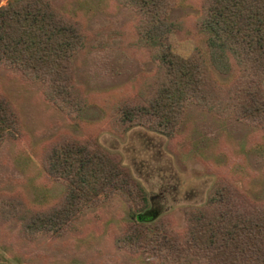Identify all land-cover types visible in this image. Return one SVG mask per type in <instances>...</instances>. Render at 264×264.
<instances>
[{
	"label": "trees",
	"instance_id": "1",
	"mask_svg": "<svg viewBox=\"0 0 264 264\" xmlns=\"http://www.w3.org/2000/svg\"><path fill=\"white\" fill-rule=\"evenodd\" d=\"M110 1L135 15L126 36L155 64L133 97L101 100L117 131L140 127L174 140L193 105L264 134V0H199L194 33L203 38L206 54L197 46L187 54L176 49L179 26L169 16L179 0ZM83 25L51 0H7L0 6V69L41 85L43 99L74 125L83 123L92 106L105 111L93 101L98 94L86 95L75 82L73 61L88 41ZM20 135L18 113L0 94V147ZM42 165L64 187L58 200L31 208L18 196L0 195V221L19 222L26 236L62 237L85 209L122 197L129 218L115 243L132 255L146 253L156 264H264V199H251L233 182L215 183L205 203L187 208L184 225L176 228L147 214L140 183L93 139H58L45 149Z\"/></svg>",
	"mask_w": 264,
	"mask_h": 264
},
{
	"label": "rangeland",
	"instance_id": "2",
	"mask_svg": "<svg viewBox=\"0 0 264 264\" xmlns=\"http://www.w3.org/2000/svg\"><path fill=\"white\" fill-rule=\"evenodd\" d=\"M6 2L0 0V6ZM51 2L57 11L83 21L88 33L84 52L73 61L75 82L83 92L98 94L93 101L100 106L104 98L112 101L109 95L133 97L155 70L147 50L132 47L133 39L126 36L135 15L110 0ZM179 2L169 16L179 26L173 36L176 49L187 54L197 46L206 54L203 38L194 33L199 0ZM215 75L224 83L230 79ZM0 94L14 106L21 125L20 137L0 147V195L18 196L31 208L63 194V185L45 175L42 159L45 149L64 136L93 139L116 154L143 188L150 215L176 228L184 225L185 210L204 204L219 181L235 183L255 201L264 199V134L256 127L217 119L193 105L174 140L140 127L117 131L104 106L105 111L97 105L88 108L83 123L74 125L43 99L41 85L11 69H0ZM128 218L124 198L115 197L85 209L62 237L26 236L19 222L0 221V264H156L146 253L132 255L117 247Z\"/></svg>",
	"mask_w": 264,
	"mask_h": 264
},
{
	"label": "flooded vegetation",
	"instance_id": "3",
	"mask_svg": "<svg viewBox=\"0 0 264 264\" xmlns=\"http://www.w3.org/2000/svg\"><path fill=\"white\" fill-rule=\"evenodd\" d=\"M151 212H152V211L148 210V211H147V214L150 215ZM151 216H153V217L155 218V216H157V214H153V215H151Z\"/></svg>",
	"mask_w": 264,
	"mask_h": 264
}]
</instances>
